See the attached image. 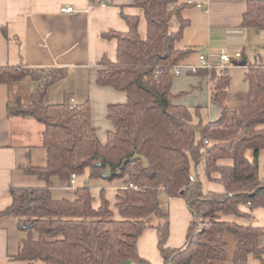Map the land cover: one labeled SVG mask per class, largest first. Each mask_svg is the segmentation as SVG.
<instances>
[{
	"label": "trees",
	"instance_id": "1",
	"mask_svg": "<svg viewBox=\"0 0 264 264\" xmlns=\"http://www.w3.org/2000/svg\"><path fill=\"white\" fill-rule=\"evenodd\" d=\"M96 2L98 0H91ZM177 0H135L144 11L147 36L139 32L140 18L123 16L127 32H109L116 40L115 61L103 57L97 84L124 92L125 103L109 106L113 130L101 142L91 121L89 102L75 105L70 95L60 104L49 101V90L67 76L66 69L0 67V84L24 80L37 83L28 105L8 107V115L34 119L44 126L43 147L47 164L24 167L27 175L45 182L43 188L13 189L12 204L0 218L14 216L25 234L13 258L24 264H152L143 258L138 241L149 227L158 231L162 264H221L227 260L226 234L236 240L233 261L246 264L249 256L264 261L260 239L264 229L248 221L253 210L264 209V55L248 64L247 92L231 94L230 75L204 70L211 77V103L219 117L204 124L194 120L191 108L174 94V68L193 50L180 49L187 21ZM180 22L178 30L172 18ZM243 26L264 32V0H249ZM198 111L200 108L197 109ZM252 152V157L248 156ZM135 154L142 161H128ZM203 168L209 182L223 191L204 192L200 178L192 183L193 169ZM73 175L89 181L124 180L115 198V209L104 189L100 204L88 185L77 187L72 199H56L53 179L71 185ZM197 176L200 177V175ZM133 184L134 187H130ZM183 199L194 215L182 247L168 246V201ZM248 208V212L243 209ZM158 220L156 225L150 221Z\"/></svg>",
	"mask_w": 264,
	"mask_h": 264
},
{
	"label": "crops",
	"instance_id": "2",
	"mask_svg": "<svg viewBox=\"0 0 264 264\" xmlns=\"http://www.w3.org/2000/svg\"><path fill=\"white\" fill-rule=\"evenodd\" d=\"M189 1L203 3L205 9L188 6ZM249 0H177L172 6L181 7V17L187 21L180 49H191L193 53L179 65L183 71L175 77L173 93L195 91L204 84L210 90L213 81L204 69L193 73L189 66H198L199 56L211 57L221 52L235 56L240 52V60L248 64L256 62L264 55V32L243 26V16ZM135 0H0V67L27 66L34 69H66L67 76L49 90V101L60 104L70 95L75 105L89 102L91 121L101 142H106L113 124L108 119L109 106L125 103L124 92L97 84L98 66L103 57L115 61L116 40L105 39L109 32H127L125 16L140 18L139 32L147 36V21L144 11L134 6ZM63 7H73L74 13H62ZM174 31L180 27L176 17L172 18ZM247 68V66H245ZM245 68V69H246ZM37 83L24 80L10 84H0V211L12 204L13 189L43 188L45 182L27 175L24 167L36 168L47 164V151L43 147L44 126L34 119L8 115V107L17 104L28 105ZM188 99V98H187ZM183 97L177 102L190 108ZM212 104V103H211ZM219 115L216 119H218ZM215 119V120H216ZM213 121V120H211ZM262 156V155H261ZM88 185L95 198V206L100 204V192L108 189L114 201L119 189L125 187L124 180L89 181L87 177H77L76 185L69 186L53 179L52 192L56 199H72L79 186ZM223 191V187L219 185ZM220 191V192H221ZM110 198V196H109ZM170 209V236L168 246L182 247L187 231L194 219L187 203L181 198L168 201ZM248 212V208L243 209ZM255 227L264 229V209L257 208L248 221ZM156 225L158 220L153 218ZM181 228L183 244H172L174 227ZM25 234L19 230L16 217L0 218V264H24L13 258L20 250ZM227 260L221 264H235L233 261L236 240L226 234ZM264 247V234L260 239ZM140 255L152 264H162L158 250V231L149 227L138 241ZM246 264H264L254 256L247 258Z\"/></svg>",
	"mask_w": 264,
	"mask_h": 264
},
{
	"label": "rangeland",
	"instance_id": "3",
	"mask_svg": "<svg viewBox=\"0 0 264 264\" xmlns=\"http://www.w3.org/2000/svg\"><path fill=\"white\" fill-rule=\"evenodd\" d=\"M239 65L240 66L232 67L230 70H228V74L230 75L231 78V82L229 86V91L231 94L247 92L249 90V85L245 81V73H246L245 66H247V63H244L242 62V60H240ZM183 98L184 99L188 98L187 101L190 104V108L192 110V113L194 115V120L196 123L202 121L204 124H206L211 120H215L219 115L218 108H216L213 104H211L210 90L208 85L204 84L201 88L197 89L195 93H192L191 91H185ZM198 108H200L199 111L197 110ZM248 156L251 158L252 152H249ZM197 173L198 175H200V181L202 183L204 192H209V191L220 192L222 190V188L218 184H214L208 181L206 173L203 168H199ZM197 173L195 169H193V176L197 177ZM260 175L261 177L264 176V152L262 153V156L260 158ZM106 196L107 199L110 200L111 202L114 200L113 195L108 189H106ZM114 205H115V201H114ZM113 208L115 209V207ZM150 224L153 225L152 220L150 221ZM171 229L172 227L170 226V230ZM174 229L175 230L173 233L172 244H174L175 246L183 244L184 240L182 237V231L178 223L176 224Z\"/></svg>",
	"mask_w": 264,
	"mask_h": 264
},
{
	"label": "built area",
	"instance_id": "4",
	"mask_svg": "<svg viewBox=\"0 0 264 264\" xmlns=\"http://www.w3.org/2000/svg\"><path fill=\"white\" fill-rule=\"evenodd\" d=\"M188 6H193L199 9H205V5L203 3H198L194 1H189L187 3ZM76 10L73 7H63L61 9L62 13H74ZM242 54L240 52L236 53L235 56L230 55L228 52H221L219 54L213 55L211 57H205L204 55L199 56V65L198 66H189V69L196 73L200 69L204 70H216L221 75H225L228 73L232 67L240 66V59ZM183 71V67L181 65H177L174 68V76L179 77ZM200 177L191 176L190 181L195 183ZM77 175H73L71 180V185L74 187L76 185ZM130 187H134L133 184H130Z\"/></svg>",
	"mask_w": 264,
	"mask_h": 264
},
{
	"label": "water",
	"instance_id": "5",
	"mask_svg": "<svg viewBox=\"0 0 264 264\" xmlns=\"http://www.w3.org/2000/svg\"><path fill=\"white\" fill-rule=\"evenodd\" d=\"M137 160H141L142 161V164H143L144 168H147L149 166V162H148V160L145 157H143L141 155H138V154H135L132 158L126 159V160L123 161L121 168L118 170V172L116 174H112L110 171L106 170V171L103 172L102 176H103L104 179L112 178L114 176L120 177L122 175V171L125 168L127 162L128 161H137Z\"/></svg>",
	"mask_w": 264,
	"mask_h": 264
}]
</instances>
